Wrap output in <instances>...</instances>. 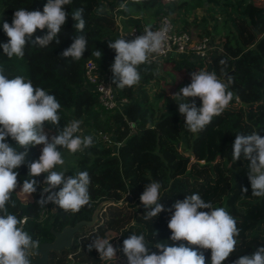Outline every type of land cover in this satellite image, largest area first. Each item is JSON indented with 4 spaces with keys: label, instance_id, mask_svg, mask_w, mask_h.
I'll list each match as a JSON object with an SVG mask.
<instances>
[{
    "label": "trees",
    "instance_id": "1",
    "mask_svg": "<svg viewBox=\"0 0 264 264\" xmlns=\"http://www.w3.org/2000/svg\"><path fill=\"white\" fill-rule=\"evenodd\" d=\"M215 1L220 6L212 7L208 0H166L164 4L160 0L139 3L135 0H72L70 5L64 6L69 15L58 34L59 44L53 42L46 48L34 45L35 38L47 31L37 29L27 41L22 59L8 58L0 48V68L8 78L23 76L31 80L34 87L55 95L61 105L58 112L61 130L79 119L81 132L77 135H91L94 139L91 147L71 153L69 162L55 169L67 170L66 177L81 171L89 173L90 206L78 212L62 210L52 203L39 206L36 201L40 199L46 174L34 177L38 181L37 191L28 195L20 191L23 181L30 179L28 167L22 165L16 169L18 187L11 197L16 206L9 205L8 210L19 219L24 218L21 226L39 242L52 240L50 230L59 231L65 225L89 220L96 205L104 201L94 225L82 226L74 234L69 248L52 251L49 264H98V257L93 250L88 251V245L106 236L116 240L119 249L131 234H144L153 245L157 241L171 244L168 222L174 212L172 206L193 193L211 202L213 207H224L237 221L240 235L236 251L222 264H234L240 256L250 255L264 246V197L251 195L247 178L249 161L243 156L232 160L236 134L257 132L264 137V0ZM46 3L47 0H0V44L9 39L2 25L4 22L11 25L17 9L42 12ZM121 4H126L128 10L121 9ZM141 5L145 9L155 6L151 12L154 19L162 13L177 30L186 32L196 22L187 20L186 16L196 17V11L202 8L203 32L196 36L209 39L207 60L179 56L142 64L139 84L120 89L113 83L117 99L126 100L121 109L105 110L93 87L85 81L84 63L92 60L100 70L111 71L116 53L108 44L123 37L130 41V28L146 23ZM77 8L84 10L83 33L76 31L71 18V12ZM120 15L123 16L121 28L117 22ZM120 30L125 36L120 35ZM81 34L88 41L82 58L73 60L60 56L74 36ZM96 50L101 51L100 58L95 55ZM221 59L227 61L226 67L219 63ZM166 64H170L178 76L177 81L169 83L165 79L162 67ZM200 70L215 71L226 83L231 79L228 90L233 92V100L203 132L194 134L185 128L178 103L172 99L179 90L171 93L168 85L173 89L182 88L191 82V72ZM188 99L195 101L197 107L201 106L198 97ZM46 131H50V136L56 134L51 124L46 126ZM96 131L105 133L107 139H99ZM6 141L15 144L10 137ZM57 148L59 150L60 146ZM39 156L38 146H34L29 148L26 159L31 163ZM153 181L162 185L160 202L165 210L152 221H146V209L140 196L146 184ZM59 187L54 191H59ZM242 188L248 191L242 193ZM44 208L47 209L45 214ZM180 243L198 247L188 245L187 241L176 242ZM198 250L205 256V264H210L211 250ZM150 252L159 254L160 250L150 246Z\"/></svg>",
    "mask_w": 264,
    "mask_h": 264
},
{
    "label": "clouds",
    "instance_id": "2",
    "mask_svg": "<svg viewBox=\"0 0 264 264\" xmlns=\"http://www.w3.org/2000/svg\"><path fill=\"white\" fill-rule=\"evenodd\" d=\"M139 3L141 0H135ZM72 0H47L43 11H28L17 9L13 14L11 25L4 22L2 27L8 42L0 44L8 58L25 56L27 41L37 29L47 30L42 36L36 37L33 44L41 48L59 44L58 34L69 15L64 6ZM127 11L126 4L120 5ZM73 26L83 33L86 20L83 8L71 12ZM168 29L153 31L151 25H146L142 35L131 41L123 38L112 40L108 47L116 53L111 65L113 83L123 89L139 84L141 73L139 66L151 63L152 54L159 53L165 44ZM87 38L81 34L74 36L73 42L60 56L80 60L87 50ZM100 58L102 53L96 50ZM221 65L227 66V61L221 59ZM223 71V69H222ZM191 82L182 87L172 99L178 103V111L184 117L185 128L194 134L203 132L220 116L233 100V92L228 90L229 84L221 80L215 71H193ZM198 97L201 106L188 98ZM61 105L55 95L49 94L40 87H34L31 80L23 76L8 78L0 68V264H30V257L40 255V242L33 239L21 226V220L10 213L8 206L15 207L11 197L18 187L16 171L20 166L28 167V176L20 185V191L32 195L36 193L38 181L34 177L46 174L40 199L36 203L45 207L52 203L60 209L78 212L84 206H90L89 185L91 177L87 171H81L73 176H65L67 170L57 171V166H63L65 159L61 149L69 153H77L93 145L91 135H77L81 131V121L75 119L62 130L59 128L61 117L58 112ZM51 124L56 134L50 136L46 126ZM15 141V146L9 144L6 138ZM42 145L38 160L29 163L26 159L30 147ZM22 149V150H21ZM243 158L249 161L247 178L251 185V195L264 197V137L253 132L251 134H236L232 145V160ZM58 186L59 191H53ZM160 182L146 184L140 201L146 209L144 219L153 220L164 211L161 201ZM247 188L241 192L246 193ZM47 194V195H45ZM174 212L168 222L171 230L169 244L157 241L154 245L146 240L144 234H131L123 241L122 248L114 247L110 240L97 238L88 245V251L95 249L101 259L114 261L117 252L122 251L127 264H205V256L198 249H210V264H222L230 254L236 251L240 229L236 219L224 208L213 207L198 193L186 196L182 201H176ZM207 209L208 211H201ZM156 234V233H155ZM177 241H187L176 244ZM150 246L160 250V253L150 252ZM234 264H264V246L259 247L250 255L240 256Z\"/></svg>",
    "mask_w": 264,
    "mask_h": 264
},
{
    "label": "built area",
    "instance_id": "3",
    "mask_svg": "<svg viewBox=\"0 0 264 264\" xmlns=\"http://www.w3.org/2000/svg\"><path fill=\"white\" fill-rule=\"evenodd\" d=\"M146 25H151L153 31H159L162 28L168 29L163 49L159 53L152 54L150 57L151 62H158L165 58L179 56H192L204 61L207 60L209 39L206 36H202L199 39L193 40L188 32L177 30L170 18L162 13H160L151 24L141 23L132 26L128 32L130 41L137 36L142 35ZM83 69L85 81L93 87L99 104L105 110H120L122 104L126 102V100L117 99L111 71L107 69L100 70L97 64L92 60L86 61ZM96 136L103 141L107 139L105 133L100 131H96ZM46 210L47 209L44 208L42 211L43 214H45ZM20 220L23 223L24 218H21Z\"/></svg>",
    "mask_w": 264,
    "mask_h": 264
},
{
    "label": "rangeland",
    "instance_id": "4",
    "mask_svg": "<svg viewBox=\"0 0 264 264\" xmlns=\"http://www.w3.org/2000/svg\"><path fill=\"white\" fill-rule=\"evenodd\" d=\"M163 4L166 2V0H160ZM209 2V5H211L212 7L215 6H220V3H217V1L215 0H208ZM130 10L133 11L134 8H131V6H129ZM155 8L152 7V8H147L145 9L143 5H141V14L144 16L145 19H150V18H154L155 16L154 15H151V12L152 10ZM261 10H258V12H260ZM201 16H202V8L198 9L196 11V17H193L192 15L190 16H186V19L189 20V21H192L193 19H195L196 22L192 23L190 26H189V35L192 37L193 40H196L198 39L197 38V34L200 33V32H203V23H201ZM117 22H118V25L119 27L121 28V20L118 18L117 19ZM207 29H209V26H206ZM122 31V30H120ZM119 31V32H120ZM120 35L122 36H125L124 35V32L122 31L120 33ZM204 35V34H203ZM209 37V35H207ZM162 73L164 74L165 76V79L170 83V80L172 81H177V75L175 74V72H173L170 68V64H166L162 67ZM170 85V84H169ZM168 85V88H169V91L171 93L177 91V90H180L181 87H177V89H173L171 86ZM181 126L183 127L184 126V121L181 123ZM38 146V151H39V155L41 154V148H42V145H37ZM60 151H62L63 153V157L65 159V161L68 160L69 162V158L72 157V154L68 152V150L66 149H59ZM62 168V166H59ZM103 239H108L110 240L109 243H111L114 247L118 248V245H117V242L116 240H111V236H106L104 237ZM94 253L96 254V257H98V264H115L114 261H107V260H104V259H101L100 256H99V253L93 249ZM116 264H127V261H126V257L123 255V253H121L120 251L117 252V260H116Z\"/></svg>",
    "mask_w": 264,
    "mask_h": 264
},
{
    "label": "water",
    "instance_id": "5",
    "mask_svg": "<svg viewBox=\"0 0 264 264\" xmlns=\"http://www.w3.org/2000/svg\"><path fill=\"white\" fill-rule=\"evenodd\" d=\"M104 201H100L94 208L89 220H79L73 225H65L59 231L51 230L53 236L49 242L40 243V255L36 257H30V264H46L47 254L50 250L59 251L65 248H69L72 244V239L75 233L79 231L82 226L91 227L94 225L97 214Z\"/></svg>",
    "mask_w": 264,
    "mask_h": 264
},
{
    "label": "flooded vegetation",
    "instance_id": "6",
    "mask_svg": "<svg viewBox=\"0 0 264 264\" xmlns=\"http://www.w3.org/2000/svg\"><path fill=\"white\" fill-rule=\"evenodd\" d=\"M53 231H55V230H53ZM50 232H51V230H50ZM52 238H53V236H52ZM51 241V240H50ZM42 242H49V241H42ZM41 243V242H40ZM53 250H50L49 252H48V254H47V263L46 264H49V258H50V253L52 252ZM61 250H59V251H55V252H60Z\"/></svg>",
    "mask_w": 264,
    "mask_h": 264
},
{
    "label": "crops",
    "instance_id": "7",
    "mask_svg": "<svg viewBox=\"0 0 264 264\" xmlns=\"http://www.w3.org/2000/svg\"><path fill=\"white\" fill-rule=\"evenodd\" d=\"M215 6H216V5H215ZM118 18L121 20V19L123 18V16L120 15V16L117 17V19H118ZM145 22H146V23H153V22H154V18L146 19Z\"/></svg>",
    "mask_w": 264,
    "mask_h": 264
}]
</instances>
